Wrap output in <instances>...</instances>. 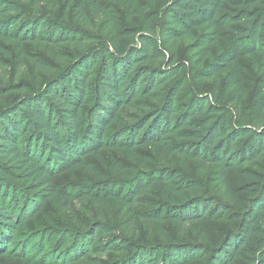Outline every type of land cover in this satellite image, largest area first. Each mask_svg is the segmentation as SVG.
I'll return each mask as SVG.
<instances>
[{
	"label": "trees",
	"instance_id": "trees-1",
	"mask_svg": "<svg viewBox=\"0 0 264 264\" xmlns=\"http://www.w3.org/2000/svg\"><path fill=\"white\" fill-rule=\"evenodd\" d=\"M26 1L0 0V41L13 43L15 55L12 73L0 60V80L13 79L5 86L0 81V96L13 90L20 94L0 108V224L5 232L20 224L17 210L22 213L56 192L55 174L86 168L88 154L101 158L102 150H118L137 166L136 173L126 183L102 180L88 196L98 203L115 200L129 216L127 223L136 217L147 237L154 229L163 241L158 244L164 250L161 264H184L195 254L206 256L202 264H264V166L236 187L249 195L235 199L237 227L210 249L188 239L207 219H226L235 190L229 170L264 153V0H63V17L71 8L80 20L102 18L104 24L114 6L122 7L127 20L137 16L146 29L136 42L130 28L104 40L35 7L27 10ZM220 9L225 13L217 15ZM227 22L232 24L219 41V28ZM193 33L188 50L198 49L194 78L199 85L230 66L220 92L211 98L200 88L179 96L184 79L160 90L176 74L178 42ZM24 44L36 46L47 59L28 53ZM213 44L215 56L203 62ZM164 46L169 56H163ZM0 52L6 54L2 45ZM242 56H250L255 73L246 103V79L237 62ZM226 102L243 104L239 117L228 120ZM120 117L125 125L112 128ZM112 164L113 173L126 169ZM192 171L208 172V180L217 182V196L189 176ZM18 185L24 186L23 196L29 193L22 202ZM152 190L158 200L135 212L134 204L143 203L141 197ZM70 195L62 197L64 208ZM144 247L138 244L134 252ZM82 250L73 260L93 252ZM138 258L137 264L144 262Z\"/></svg>",
	"mask_w": 264,
	"mask_h": 264
},
{
	"label": "rangeland",
	"instance_id": "rangeland-1",
	"mask_svg": "<svg viewBox=\"0 0 264 264\" xmlns=\"http://www.w3.org/2000/svg\"><path fill=\"white\" fill-rule=\"evenodd\" d=\"M23 4L27 10L35 7L40 13L47 12L48 16L56 22L71 24L78 30L97 35L104 40H108L118 30L123 28H130L134 31V42L138 41V34L146 33L142 20L137 16H133L130 21L127 20L122 7L114 6L108 12V24H104L102 18L98 20H95V18L87 21L80 20L76 18V14L71 8L67 9L65 17H63V0H40L36 3L29 0ZM223 13L225 11L220 9L217 15H222ZM231 24L227 22L219 28L221 35L219 36V41L222 40L223 34L227 32ZM150 25L156 28L155 19L151 18ZM154 36L158 37L157 30H155ZM195 36L196 34L193 33L190 38L178 42L175 51V62L172 64L176 67V74L160 90L165 91L175 80L184 79V86L181 87L182 90L179 94L181 97L188 92L197 90V88H200L198 89L199 91L207 93L210 98L213 93L217 95L220 92L224 76L230 66L224 72L219 73L218 76L203 81L199 85L194 78V71L200 66L198 64V49L194 51L188 50L190 40ZM0 45L6 48V54L0 52V60L6 63L7 71L12 73L15 59L14 45L13 43L2 41H0ZM24 49L37 57L47 59V56L34 45L24 44ZM60 49L67 51L65 47ZM161 49L165 51L163 56L170 55L168 47L164 46ZM215 54V46L213 44L210 48V54L204 58L203 62L212 59ZM237 62L240 64L242 74L246 79L247 94L244 102L246 103L249 100L255 73L250 56L239 57ZM28 67L29 64L26 63L25 68ZM17 76L22 79L24 74L21 71L20 75L18 74ZM0 81L4 83V86L8 83L13 84V79L10 77H2ZM19 96V92L14 90L2 94L0 96V108L6 106L12 100H16ZM139 101L145 102L147 99L142 98ZM224 107L228 113V120H231L232 117H239L243 104L238 106L236 103L226 102ZM126 122L125 118L120 117L111 126L112 128L122 126ZM83 161L87 165L86 168L78 166L53 176L56 192L52 196L46 200L31 203L27 210L22 213L18 208L19 210L16 211V214L19 216L18 222L20 224L8 226L11 230H9L8 234L5 232L6 227L0 224V251L5 253L3 255L0 252V264H137L140 256L144 259V262L140 264H161L164 250L163 248H158V244L163 241L158 239L154 229L152 235L147 237L140 221L136 217L131 224L127 223L129 216L125 214V211H120L115 200L107 199V201L98 203L88 196L90 191L94 193L95 185L102 180L116 181L117 183L130 181L137 171V166L133 167L129 162L125 161L122 152L118 150L110 152L102 150L101 158L88 154L83 157ZM113 161L119 165H124L126 167L125 171L123 173H113ZM175 165L177 166L176 163ZM190 165L193 167L194 162H191ZM149 166L153 167L154 163H149ZM263 166L264 153L255 162L233 166L228 172L231 184L235 189L232 192L231 201L227 202L232 208L230 210L231 213H228L226 219L209 218L200 227L195 226V231L189 232L188 239L198 241L207 249H210L218 245L228 229L237 227L239 219L235 217V211L238 209L235 199L244 201L249 195L237 191L236 187L246 183L247 179H249V174L260 170ZM189 176L200 181L205 186H209L212 190L211 195L217 196L215 190H213V186L217 182L213 183L210 179L208 180V172L205 175H198L192 171ZM18 187L22 202L29 193L23 196L21 191H24V186L18 185ZM66 193L71 194L70 196L73 199L70 200L69 206L64 208L62 197ZM79 197L80 199H77ZM141 199L144 201L143 203L137 202L134 204L135 212L146 210L150 204L158 200V195L156 191L152 190L141 197ZM164 225L169 227L167 223ZM92 233L96 238L90 237ZM138 244L146 245L139 254H137L138 251L134 252ZM108 245H111V247L106 248ZM85 247L93 250L92 253H89V258H82L78 261L73 260ZM96 249L98 250L96 251ZM171 251L169 249L165 252L164 260H168V253H171ZM205 259L206 256L195 254L193 257L191 255V258H188L184 264H202Z\"/></svg>",
	"mask_w": 264,
	"mask_h": 264
}]
</instances>
